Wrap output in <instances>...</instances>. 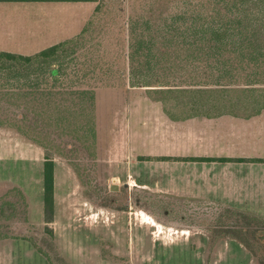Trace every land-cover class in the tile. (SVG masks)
<instances>
[{"label":"rangeland","instance_id":"374dc122","mask_svg":"<svg viewBox=\"0 0 264 264\" xmlns=\"http://www.w3.org/2000/svg\"><path fill=\"white\" fill-rule=\"evenodd\" d=\"M233 1L101 0L98 4L100 8L95 13H92L95 3H66L65 16L72 21L66 25V29H27L32 40L9 43L12 47L32 48L24 52H36L78 33L91 14L83 25L82 33L86 31L85 34L82 38V33L77 37L82 45L75 47V70L81 75L88 71L83 81L86 79L100 86L96 89L95 145L90 134L84 130L81 138L71 134L61 138L57 132L54 135L51 133L48 147L55 164L56 160L58 163L54 221L45 223L42 228L35 225L27 226L26 230L20 228L24 230L18 231V234L29 235L36 246L22 237L1 241L0 264H221L227 259L234 247L232 238L228 237V229L240 220L234 211L168 195L153 188H143L135 183L133 175L138 178L139 171L150 181L160 177L162 184L170 185L171 175L161 177L170 166L155 162L132 166L130 160L137 159L138 154L183 152V147H178V143L163 149L164 145L159 140L170 137L172 131L162 124L161 116L167 110L172 117L182 118L190 111L188 107L177 104L174 98L164 103L156 98L157 94L147 91L157 86L130 85L131 76L122 72L128 71L125 52L130 42L129 29L133 20L138 22V29H147L149 23L146 21L150 22V29H161L166 18L171 21V15L185 12L193 32L200 21L217 19L218 11L225 10L227 3ZM34 7L42 10L48 6L36 3ZM200 16H203V20H199ZM47 41L52 42L45 43ZM178 48L176 56L179 59L183 51ZM69 71L74 74L73 69ZM179 75L177 78L170 77L172 84L184 81L185 78ZM100 79H103L102 82ZM17 86L20 85L16 82L11 87H14V91L21 90ZM247 87L242 83L230 86L232 91L226 93V97L264 103V86ZM215 97L220 99L222 95L216 93ZM58 102L61 99L53 96L50 105L56 106ZM13 129L24 136L17 128ZM11 139L13 141L9 137H1L0 153H11L12 167H23L36 161L40 155L37 157L38 148H31L25 144L28 143L26 140L21 139L25 143L18 145L14 136ZM256 146L260 150L263 148ZM215 152L232 151L224 149ZM14 156H17V165L14 164ZM179 172H174V177ZM20 175V180L28 188L31 177L22 171ZM113 184H118L119 189H111ZM11 194L14 197L10 200L12 209L7 210L6 207L5 212L2 204L8 200L0 198V237L15 230L8 228L5 216L11 210L14 214L12 220L17 226L21 227L28 221L27 201L22 190L15 188ZM47 225L53 229V233L46 230ZM246 237L256 250V256L263 255L261 240L252 231ZM219 241L222 242L219 244ZM35 249H41L44 253Z\"/></svg>","mask_w":264,"mask_h":264},{"label":"trees","instance_id":"16d2710c","mask_svg":"<svg viewBox=\"0 0 264 264\" xmlns=\"http://www.w3.org/2000/svg\"><path fill=\"white\" fill-rule=\"evenodd\" d=\"M67 1L96 2L95 13L100 8L98 4L101 0ZM218 13L217 19L200 21L193 32L185 12L171 15V21L166 18L161 29H150L149 21H146L149 23L147 29H138V22L134 20L129 29L130 42L125 52L128 71L124 70L122 74L131 76L132 86H157L147 91L157 94L156 98L164 103L174 98L177 104L189 108L190 112L182 118L172 117L166 110L174 119L219 117L226 114L249 118L264 110V103L259 100L226 97V93L232 91L230 86L240 83L249 86L247 88L264 86V0H235L228 2L225 10ZM200 19L203 20V16ZM82 31L75 37L32 55L0 50V125L17 128L24 136L44 148L47 224L54 221L55 216V158L48 147L51 133L54 135L57 132L61 138L67 134L81 138L84 130L90 134L93 144L96 143L95 101L96 89L100 85L86 79L83 81L88 71L81 75L75 70L76 46L82 45L77 37ZM156 36L163 41H159ZM177 48L183 51L179 59L176 56ZM69 66L74 74L70 73V68L68 70ZM177 74L185 79L179 84H172L170 77L177 78ZM186 76L189 79L186 80ZM16 82L20 85L17 86L21 88L19 91L11 87ZM216 93L222 95V98H216ZM53 96L61 99L56 106L50 105ZM141 158L152 159L145 156ZM6 207L7 210L12 209V203L5 201L2 204L3 212ZM224 209L234 211L240 218L234 225L236 227L228 229V237L244 243L245 247L257 255L246 234L252 231L264 246V217L249 211ZM10 212L13 214L12 210ZM46 230L53 233L49 225ZM14 236L28 239L36 246L29 235L19 233ZM39 251L44 253L41 249ZM258 258L260 264H264V254Z\"/></svg>","mask_w":264,"mask_h":264},{"label":"crops","instance_id":"0c3cea01","mask_svg":"<svg viewBox=\"0 0 264 264\" xmlns=\"http://www.w3.org/2000/svg\"><path fill=\"white\" fill-rule=\"evenodd\" d=\"M79 2L91 1L0 0V40H2L0 42L4 44H0V50L32 55L75 37L82 31L83 25L91 14L87 16L78 33L44 46L36 52H24L32 49L28 46H9L11 42L16 44L17 42L24 43L30 39L32 40V37L29 36L30 31L27 29H50L49 31L52 29H55V31L57 29H66V25L72 23L65 16L67 11L66 3ZM36 3H44V6L48 7H44L42 10L36 9L34 7ZM59 3L65 5H60ZM92 3H95L93 13L97 4L96 2ZM50 4L56 5L50 6ZM49 42L52 41L45 43ZM164 114L161 116L162 124L169 127L172 135L170 137H161L159 142L164 145L163 149H167L168 145L173 147V144L178 143V147H183V152L137 153L139 157L136 156L137 159L132 158L130 161L132 166L133 164L140 166L142 162H155L156 164L160 163L170 166L161 175V177L171 175L170 185L165 186L162 184L160 177L150 181L146 175H142L139 171L138 178H135V174L133 175L135 183L137 182L143 188H153L162 193L188 198L201 204H214L219 208L249 211L264 217V161L255 160L264 159V110L249 118L226 114L219 117L195 116L186 119H174L165 111ZM262 124L263 126L260 128ZM13 136L15 137V143L21 145L20 142L26 140L28 143H23L29 144L32 146L31 148L33 146L38 148L37 157L38 154L40 155L36 161L28 163L27 167H12L11 153H0V198L5 197L8 201L13 200L14 197L11 191L15 188L21 189L26 197L28 214V221L19 227L12 220L14 214L11 212L6 213L8 228H15V230L2 234L0 242L15 240V236L12 235L18 234L20 228H25L26 230L27 226L31 227V225L42 228L46 223L44 148L20 135L16 129L0 125V139L1 137L4 139L9 137L13 141L11 139ZM256 145H261L263 148L260 150ZM224 149H231L232 152H215L223 151ZM140 156L152 157V159H142ZM161 157H170V159H161ZM178 157H212L218 159L181 160L177 159ZM220 158H231V160H221ZM16 159L17 156H14L15 165H17L18 160ZM57 164L56 160L55 190H57L58 184ZM17 167L21 168L20 172ZM177 170H180V172L178 175L175 174L174 177L173 173ZM21 171L22 173L27 172L31 177L28 188L20 180ZM231 240L234 247L227 255L226 260H228V263L225 260L221 264H260L259 258L239 240L234 238ZM220 242L222 241H219V244Z\"/></svg>","mask_w":264,"mask_h":264},{"label":"water","instance_id":"95a60500","mask_svg":"<svg viewBox=\"0 0 264 264\" xmlns=\"http://www.w3.org/2000/svg\"><path fill=\"white\" fill-rule=\"evenodd\" d=\"M111 189H113V190H117V189H119L118 184H113V185L111 186Z\"/></svg>","mask_w":264,"mask_h":264}]
</instances>
